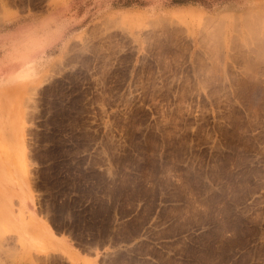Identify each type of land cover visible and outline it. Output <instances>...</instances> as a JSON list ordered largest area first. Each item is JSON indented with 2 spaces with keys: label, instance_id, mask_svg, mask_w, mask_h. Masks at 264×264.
Instances as JSON below:
<instances>
[{
  "label": "rangeland",
  "instance_id": "rangeland-1",
  "mask_svg": "<svg viewBox=\"0 0 264 264\" xmlns=\"http://www.w3.org/2000/svg\"><path fill=\"white\" fill-rule=\"evenodd\" d=\"M56 1L0 0V264H264V4L118 0L60 52Z\"/></svg>",
  "mask_w": 264,
  "mask_h": 264
},
{
  "label": "crops",
  "instance_id": "crops-1",
  "mask_svg": "<svg viewBox=\"0 0 264 264\" xmlns=\"http://www.w3.org/2000/svg\"><path fill=\"white\" fill-rule=\"evenodd\" d=\"M116 1L118 0H57L48 11L32 17L37 26H42L43 21H46L48 37L44 39V48L61 52L75 37L86 31L91 23L104 18L106 9L112 13L118 9L114 7ZM90 3L93 5L90 6ZM126 3L114 12L117 14L120 11L135 10L134 4ZM263 4L264 0H153L150 7L141 12L144 16L162 18L203 17L208 20L206 27L210 30L215 28L212 22L218 16L257 11ZM43 30L44 26L38 27L37 32L41 35ZM207 246L208 249L215 247L212 244Z\"/></svg>",
  "mask_w": 264,
  "mask_h": 264
},
{
  "label": "bare ground",
  "instance_id": "bare-ground-1",
  "mask_svg": "<svg viewBox=\"0 0 264 264\" xmlns=\"http://www.w3.org/2000/svg\"><path fill=\"white\" fill-rule=\"evenodd\" d=\"M25 233L26 234L24 235V240L26 241L27 240V237H25V236L28 235V233L27 232H25ZM32 237L34 239L35 246L37 247V249L42 248V247L45 246V243L40 238H38L36 236H33V235H32Z\"/></svg>",
  "mask_w": 264,
  "mask_h": 264
}]
</instances>
